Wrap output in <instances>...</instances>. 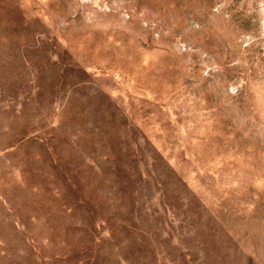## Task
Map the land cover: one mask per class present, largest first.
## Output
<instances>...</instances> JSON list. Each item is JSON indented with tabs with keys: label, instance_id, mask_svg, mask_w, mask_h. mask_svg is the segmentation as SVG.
I'll use <instances>...</instances> for the list:
<instances>
[{
	"label": "rangeland",
	"instance_id": "1",
	"mask_svg": "<svg viewBox=\"0 0 264 264\" xmlns=\"http://www.w3.org/2000/svg\"><path fill=\"white\" fill-rule=\"evenodd\" d=\"M0 264H264V0H0Z\"/></svg>",
	"mask_w": 264,
	"mask_h": 264
}]
</instances>
